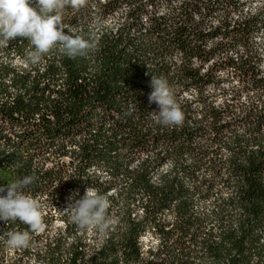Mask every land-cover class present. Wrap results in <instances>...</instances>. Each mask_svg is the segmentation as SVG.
<instances>
[{
    "label": "trees",
    "instance_id": "16d2710c",
    "mask_svg": "<svg viewBox=\"0 0 264 264\" xmlns=\"http://www.w3.org/2000/svg\"><path fill=\"white\" fill-rule=\"evenodd\" d=\"M239 7L88 0L64 23L94 32L98 51L33 66L26 38L0 49V187L37 177L25 192L46 225L8 264H264V15L213 22ZM151 75L172 87L181 126L155 122ZM87 187L111 203L103 233L59 212Z\"/></svg>",
    "mask_w": 264,
    "mask_h": 264
},
{
    "label": "clouds",
    "instance_id": "9594fccd",
    "mask_svg": "<svg viewBox=\"0 0 264 264\" xmlns=\"http://www.w3.org/2000/svg\"><path fill=\"white\" fill-rule=\"evenodd\" d=\"M87 3L88 0H0V49H6L17 37L26 38L29 47L25 63L33 66L39 65L44 56L53 51L71 59L87 57L98 51L95 33L85 37L78 29L64 23L66 8L79 11ZM150 86L149 103H156L159 108L158 112H152L155 122L162 126H181L184 112L167 79L151 75ZM128 114L131 115L132 111ZM36 179L34 175H26L9 183L6 189L0 187V193L6 191V195H0V221L6 225L10 221H19L27 226L26 230H6L0 235V240L10 249L33 247L34 236L45 230L40 203L25 192ZM77 195L73 193L68 198L67 207L59 212L69 215L79 229L106 231L110 227L108 210L111 206L107 196L94 187H87L79 199H76Z\"/></svg>",
    "mask_w": 264,
    "mask_h": 264
},
{
    "label": "rangeland",
    "instance_id": "374dc122",
    "mask_svg": "<svg viewBox=\"0 0 264 264\" xmlns=\"http://www.w3.org/2000/svg\"><path fill=\"white\" fill-rule=\"evenodd\" d=\"M174 1V0H170ZM175 1H181V0H175ZM220 2H223L224 0H219ZM161 9L166 8V4H161ZM123 11V10H122ZM120 12V14L122 13ZM230 13L231 17L235 20L238 21L240 19H243L245 17H253L255 15H264V0H240V7L239 8H230V9H223L219 8L215 14L216 20H214V23L220 22L226 14ZM111 24V22L109 23ZM254 46L255 48L259 51L262 59V69H264V29L260 32L258 36H256L254 40ZM243 52L239 50L234 51L231 53L234 58H237L240 56ZM56 212L55 208L53 205L48 204L44 207V215H54ZM55 225L52 226L50 229V232L54 231ZM150 240V239H148ZM147 240V241H148ZM146 241V240H145ZM146 241V242H147ZM149 242V241H148ZM17 250L10 249L8 248V252L13 254V253H18L16 252ZM32 264H35L34 258H32Z\"/></svg>",
    "mask_w": 264,
    "mask_h": 264
},
{
    "label": "built area",
    "instance_id": "2783aa9c",
    "mask_svg": "<svg viewBox=\"0 0 264 264\" xmlns=\"http://www.w3.org/2000/svg\"><path fill=\"white\" fill-rule=\"evenodd\" d=\"M19 222V221H17ZM9 224V223H8ZM8 225H0V235H3L4 232L7 230ZM41 234V233H40ZM38 234V235H40ZM16 253H9L8 252V247H6L5 243L3 242V240H0V264H8V261L10 259L18 260L20 258V253L21 251L18 249Z\"/></svg>",
    "mask_w": 264,
    "mask_h": 264
},
{
    "label": "bare ground",
    "instance_id": "6f19581e",
    "mask_svg": "<svg viewBox=\"0 0 264 264\" xmlns=\"http://www.w3.org/2000/svg\"><path fill=\"white\" fill-rule=\"evenodd\" d=\"M0 225H5V222L4 221H0Z\"/></svg>",
    "mask_w": 264,
    "mask_h": 264
}]
</instances>
